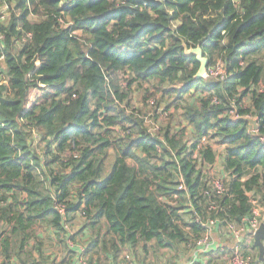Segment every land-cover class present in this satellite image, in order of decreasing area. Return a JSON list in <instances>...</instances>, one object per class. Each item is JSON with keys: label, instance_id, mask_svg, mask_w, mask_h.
<instances>
[{"label": "trees", "instance_id": "16d2710c", "mask_svg": "<svg viewBox=\"0 0 264 264\" xmlns=\"http://www.w3.org/2000/svg\"><path fill=\"white\" fill-rule=\"evenodd\" d=\"M7 1L1 264H36L39 228L77 242L68 230L77 217L92 264L151 241L189 247L209 217L248 228L258 209L261 219L264 0ZM183 41L200 44L209 66L222 63L224 79H196L200 63ZM218 160L227 190L209 197Z\"/></svg>", "mask_w": 264, "mask_h": 264}, {"label": "crops", "instance_id": "0c3cea01", "mask_svg": "<svg viewBox=\"0 0 264 264\" xmlns=\"http://www.w3.org/2000/svg\"><path fill=\"white\" fill-rule=\"evenodd\" d=\"M85 228L83 232H86ZM212 243L209 249H193V246L181 245L178 249L170 247L156 248L154 241L149 242L148 248H137L135 251L123 249L115 259L114 253L100 252V260L95 264H232L231 257L234 247L239 245L242 250L248 251L252 258V264H264V259L259 257V250L254 246V237L248 231L239 239L228 231L225 225H218L212 229ZM37 240L32 242L38 246L34 251L33 258L36 264H64V260L77 264L75 252L64 250L63 241L58 239L53 228H40L37 230ZM69 249V248H68ZM39 252V253H38ZM2 258L0 257V264ZM11 260V264H17Z\"/></svg>", "mask_w": 264, "mask_h": 264}, {"label": "built area", "instance_id": "2783aa9c", "mask_svg": "<svg viewBox=\"0 0 264 264\" xmlns=\"http://www.w3.org/2000/svg\"><path fill=\"white\" fill-rule=\"evenodd\" d=\"M0 17L4 18L5 14H1ZM4 38H5V35L0 34V44L1 45L4 43ZM225 75H226V72L224 69V65L222 63H217L215 65H211L208 67V77H218V78L224 79ZM213 186L214 188H211L206 191V194L209 197L212 196V192L216 193L217 196H221L227 190V188L223 184V180L216 179ZM209 209L214 210V211L218 210V203L216 200H212L210 202ZM59 211L61 213H64L65 207L63 205H59ZM248 222H249L248 228L244 226H239L234 222H228L225 226L228 229V231L231 232V234L237 239H239L244 233H246V231H248L250 235L254 237L255 231L258 229L261 223L260 210L256 209L254 215L250 219H248ZM203 225L207 228V231L204 234V236L198 239H195L193 244L190 245V246H193V249H198V248L199 250L209 249L212 243V233H211L212 229L214 227H218V225L222 226L224 224L222 223L221 220H218V218L209 217L203 223ZM68 248H70L71 250H74L75 261L77 264H92L86 254L85 244L74 242L71 238H69ZM245 252L246 251L242 250L239 245L235 246L233 253H232V257H231L232 264H252L251 256L249 254L246 255ZM114 264H118V263H114Z\"/></svg>", "mask_w": 264, "mask_h": 264}, {"label": "rangeland", "instance_id": "374dc122", "mask_svg": "<svg viewBox=\"0 0 264 264\" xmlns=\"http://www.w3.org/2000/svg\"><path fill=\"white\" fill-rule=\"evenodd\" d=\"M6 3H5V2ZM1 0L0 1V15L1 14H5L6 15V19L3 21V23H5L6 22V20L8 19V17L11 15V4L7 1V0ZM9 5H8V4ZM5 5H8V8L6 9L5 8ZM5 39V38H4ZM4 62V59H2V60H0V64H2ZM3 65H0V68L2 67ZM4 84L5 83V80L4 79H2L1 80V84ZM134 88H135V90H136V93L140 90V86L139 85H134ZM35 93H37V91H35V92H33V94H35ZM249 104V101H247L246 102V105H248ZM216 149L218 150V154H220L221 153V151H222V147L220 146V145H217L216 146ZM113 160H114V154L113 153H111L110 154V156L108 157V159H107V165H106V169H105V172L106 171H109V169H111V165H112V163H113ZM220 162L221 161H217V167H215L216 169L214 170V171H212V175H215V177L216 178H218L219 180H222L224 177H223V175H222V173L220 172V170H219V168H220ZM218 172V173H216V172ZM260 203V205H263L262 203H261V201L260 200H258V204ZM261 208H262V214H263V216H261V219H260V221H264V207H262V206H260ZM72 222H73V224L75 225L74 227H71V228H69L68 230L70 231V233H72V234H74L76 231L77 232H79L80 234H79V236L77 237V238H75V240L77 241V242H79V243H82V244H84L85 243V241L84 240H87L88 238H89V236L91 235V232H90V230L89 229H87L86 230V232H83V230H84V228H85V226H82L83 225V222H84V218H81V217H77V219H75V220H72ZM66 225H69V224H66ZM80 227H82V228H80ZM2 229V227L0 226V230ZM40 229V228H39ZM39 229H36V230H39ZM69 237V236H68ZM68 237H66V235L64 236V237H62L63 239H64V241L62 240V239H60V241H63L62 243H63V248H64V250L65 251H67V253L70 251V248L68 249V247H67V245H66V242H65V240L68 238ZM258 248V247H257ZM34 251H36V250H34ZM39 253V252H38ZM34 254V253H33ZM1 257V256H0ZM2 258V257H1Z\"/></svg>", "mask_w": 264, "mask_h": 264}, {"label": "water", "instance_id": "95a60500", "mask_svg": "<svg viewBox=\"0 0 264 264\" xmlns=\"http://www.w3.org/2000/svg\"><path fill=\"white\" fill-rule=\"evenodd\" d=\"M184 46L185 55H194L197 61L200 63L199 69L195 74L196 79L208 77V65L210 63L209 57L205 54L201 45L196 47H189L185 41L182 42ZM250 123V129H257L259 126L258 119L246 117L244 118ZM254 244L258 247L259 257L264 259V221L260 223V226L254 233Z\"/></svg>", "mask_w": 264, "mask_h": 264}]
</instances>
